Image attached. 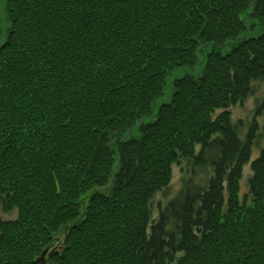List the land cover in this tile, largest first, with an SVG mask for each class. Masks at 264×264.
Segmentation results:
<instances>
[{"label": "trees", "instance_id": "16d2710c", "mask_svg": "<svg viewBox=\"0 0 264 264\" xmlns=\"http://www.w3.org/2000/svg\"><path fill=\"white\" fill-rule=\"evenodd\" d=\"M6 1L0 264H264V148L241 198L257 126L231 111L264 77V0Z\"/></svg>", "mask_w": 264, "mask_h": 264}, {"label": "rangeland", "instance_id": "374dc122", "mask_svg": "<svg viewBox=\"0 0 264 264\" xmlns=\"http://www.w3.org/2000/svg\"><path fill=\"white\" fill-rule=\"evenodd\" d=\"M6 0H0V13L2 16V31H0V44H2L5 41L6 33L8 32L7 30L9 29V23H7L8 17H7V12H6ZM235 44V43H234ZM230 46V45H229ZM211 48L209 47H201V51L199 52V63L197 64L196 67L194 68H189L186 67V69H177L174 72H171L170 75L168 76V84L166 88V98H165V103L169 101L170 97L173 94L172 89H173V84L176 79L186 77V75H189L191 77H194L195 79L199 78L203 74V68L206 63V57ZM230 49V47H229ZM229 49H223L222 52L226 53L229 51ZM251 88L252 93L245 98V102L242 104H238L234 106L231 111H232V121L239 126V133L242 138V140H246L247 136L250 134L249 130H251V127L254 126L256 123L257 129L255 130L256 138L253 141L254 146L252 148V158L248 164H246L243 173H242V180L240 183L241 187V198L246 197L249 194V187H248V180H250L254 175H253V169L251 163L258 158L261 155V150L264 148V77L263 79L255 80L252 81L251 83ZM152 120H147L145 118L143 121H138L135 124V127L133 130H131L128 134H126L123 137L127 140L132 139L131 136H137V133L139 135V130L142 127V125H145L147 123H151ZM242 123V124H241ZM258 135V136H257ZM116 144V142L113 140L111 142V146ZM118 168V163L115 166ZM173 177H172V182L170 185V188L168 191L165 193L159 194L155 201L156 205L158 202H161L163 206L168 204L170 200H173L177 196H179L183 190L184 184L190 179V172H189V167H187V162L182 161L180 166H173ZM185 170V171H184ZM114 171H117L114 169ZM213 168L209 165H203L201 169H198V172L194 176V178L197 179H203L205 180V176L212 175ZM207 179V178H206ZM198 181V180H197ZM102 193H108L110 192V189L108 186L100 189ZM156 209V208H155ZM155 212V216H158V212ZM4 213L3 208L0 205V216L6 220L8 219H16V213L12 214H2ZM48 262H51L50 260ZM52 264V263H51Z\"/></svg>", "mask_w": 264, "mask_h": 264}, {"label": "water", "instance_id": "95a60500", "mask_svg": "<svg viewBox=\"0 0 264 264\" xmlns=\"http://www.w3.org/2000/svg\"><path fill=\"white\" fill-rule=\"evenodd\" d=\"M59 251V247L54 245L51 248L46 249V251L42 254L41 259H39V261L42 264H51L49 263V259L53 256V254H57Z\"/></svg>", "mask_w": 264, "mask_h": 264}]
</instances>
